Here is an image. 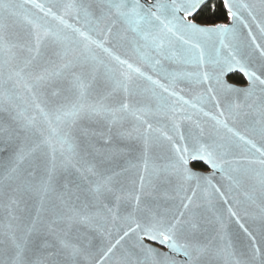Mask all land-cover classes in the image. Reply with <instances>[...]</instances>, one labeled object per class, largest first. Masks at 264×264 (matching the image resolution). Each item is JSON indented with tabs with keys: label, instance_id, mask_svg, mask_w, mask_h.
Returning a JSON list of instances; mask_svg holds the SVG:
<instances>
[{
	"label": "snow or ice",
	"instance_id": "6c2138e0",
	"mask_svg": "<svg viewBox=\"0 0 264 264\" xmlns=\"http://www.w3.org/2000/svg\"><path fill=\"white\" fill-rule=\"evenodd\" d=\"M24 4L38 11L0 0V152L9 154L0 192L9 208L26 193L52 200V219L38 213L11 230L6 264H81L94 238L101 261L114 264H264V0H222L229 22L207 25L193 18L213 10L211 0ZM7 17L23 21L24 39L10 34ZM122 42L127 58L106 46ZM235 70L246 86L227 82ZM185 81L215 113L181 95ZM200 114L232 137L206 135ZM244 117L259 147L229 127ZM154 147L166 151L163 162L152 157ZM234 148L242 149L238 157ZM190 160L206 161L224 182L196 174ZM130 168L141 173L138 186L122 180ZM159 183L173 186L183 211L154 202ZM226 219L246 237L239 248ZM122 222L119 239L106 241V226Z\"/></svg>",
	"mask_w": 264,
	"mask_h": 264
},
{
	"label": "water",
	"instance_id": "95a60500",
	"mask_svg": "<svg viewBox=\"0 0 264 264\" xmlns=\"http://www.w3.org/2000/svg\"><path fill=\"white\" fill-rule=\"evenodd\" d=\"M212 1V0H211ZM13 2L20 4L22 6V11L24 13L29 12H36L38 10L30 7L29 5L24 4V0H13ZM241 3H258V0H239ZM5 22L9 26V32L10 34L18 39H24L25 37V24L21 19H18L16 17H7ZM72 22V21H69ZM197 22V21H196ZM229 22V21H227ZM199 23V22H198ZM201 24V23H200ZM203 25V24H202ZM207 25V24H206ZM107 47H111L113 52L117 55H121L122 58H127L124 53L127 49L126 43H112L106 45ZM97 56L100 59H107V56L104 52L97 50L96 52ZM147 71V68H145ZM189 70H192L189 68ZM151 74V73H149ZM233 74H241L244 76V74L238 70H235L231 73H229L226 77V80L229 84L236 86V87H243L247 84V79L244 76L246 80V84L244 85H237L233 81H231L230 77ZM154 78H156L154 76ZM141 88L147 87V83L145 81H139ZM181 87L185 89L184 92L181 93V95H184L185 99H188L192 101L193 103H198L199 107H203L205 111H210L215 113V108L210 102H197L195 97L201 92V89L197 86L185 81ZM187 107V106H186ZM188 111L194 112L195 110L188 108ZM200 119L201 123L204 125L205 128V134L210 136H222L225 139H229L232 137V133H229L227 129H219L217 132V129L215 127V124L212 120H210L208 117H204L202 114L198 115L197 117ZM161 123L167 124L166 120H162ZM229 127L233 128L235 131L240 132L242 135H246L248 138L253 139L254 142L257 143V146H260L259 142V136L255 135L251 132L250 126H249V118L244 117L240 120L233 121L232 119H229L228 121ZM182 130L187 132L189 128L192 127V125L189 122H184L182 125ZM165 130H168L167 128ZM193 130H195L193 128ZM171 134V132L169 133ZM123 147V145H121ZM241 148H234L233 152L238 157L241 153ZM152 157L154 159H157L158 162H163V157L166 156V151L161 148L154 147L152 149L151 153ZM8 156L9 154L7 152H0V173H3L6 167L8 166ZM37 164L44 162V157L38 156L36 161ZM116 162L120 165H124V158L117 156ZM194 164H204L206 170H199L194 167ZM189 168L195 172L198 175L201 176H213V183H223L222 174L219 172H215L214 170L207 164L206 161L203 160H190L189 161ZM40 172L37 171V175L39 176ZM141 173L137 169H129L128 172L124 173L122 176V180L125 184H128L131 181H136L138 186V177ZM147 190V188H146ZM7 191L6 189L4 190ZM235 195L241 200V207L245 206L247 204V201L245 200L243 193L238 191L235 193ZM154 196L156 197L155 203H158L161 207V209H167L169 213H175L178 214L180 211H183V208L181 206V202L179 197L176 196V193L173 191V186L168 184L159 183L156 192H154ZM18 204L15 207H6L8 205V196L4 194V192H0V241H3V243H0V262H3V264H6L8 260V240L7 236L11 230H14L19 225L27 224L32 218H35L37 214L39 213V216L41 218L42 222H47L52 219L51 215V206H52V200L46 198L43 203L40 202L39 197H37L34 194H24L22 196H17ZM56 203H59L58 201H55ZM217 208L224 213L225 217H227L226 212V206L222 202H217ZM207 214V213H205ZM242 214V213H241ZM12 217H16V219H13ZM226 224L228 226V232L236 245L237 248L240 247L241 243L246 240V237L244 236L242 230L239 228V226L235 223L234 220H227ZM246 225L251 224V220H245L244 221ZM123 226V222L120 224H117L115 227L111 224L107 225V229L111 231L112 235L110 237H106V241L110 240L112 243H115L117 239H119V235H122V232L119 231L120 227ZM79 228V231L81 233L87 234L89 237H95L96 234L89 228L84 226H77ZM251 230V229H250ZM123 243V242H122ZM146 243H152L153 247L159 248L161 251H167V249L159 245L155 242L146 241ZM99 246H100V240L98 238L93 239L92 243V249L91 254L85 259L81 261V264H114V261L111 259H105L101 261V254L99 252ZM179 259H183L182 257H178Z\"/></svg>",
	"mask_w": 264,
	"mask_h": 264
},
{
	"label": "trees",
	"instance_id": "16d2710c",
	"mask_svg": "<svg viewBox=\"0 0 264 264\" xmlns=\"http://www.w3.org/2000/svg\"><path fill=\"white\" fill-rule=\"evenodd\" d=\"M212 5L214 6L213 10L209 11L207 7L198 13L195 19L197 22L206 25V24H215V23H227L228 18L226 15V10L222 6V0H212ZM231 81L236 83L237 85L246 84V80L244 76L241 74H233L230 77ZM194 167L201 170H206L204 164H194Z\"/></svg>",
	"mask_w": 264,
	"mask_h": 264
}]
</instances>
